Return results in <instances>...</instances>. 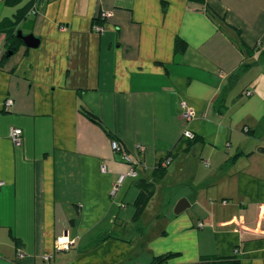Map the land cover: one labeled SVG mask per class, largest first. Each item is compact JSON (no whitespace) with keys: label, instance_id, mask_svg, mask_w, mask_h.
Masks as SVG:
<instances>
[{"label":"crops","instance_id":"obj_1","mask_svg":"<svg viewBox=\"0 0 264 264\" xmlns=\"http://www.w3.org/2000/svg\"><path fill=\"white\" fill-rule=\"evenodd\" d=\"M0 181V264H264V0H0Z\"/></svg>","mask_w":264,"mask_h":264},{"label":"built area","instance_id":"obj_2","mask_svg":"<svg viewBox=\"0 0 264 264\" xmlns=\"http://www.w3.org/2000/svg\"><path fill=\"white\" fill-rule=\"evenodd\" d=\"M109 15H111L110 12L101 11L98 14V16L96 17V19H104V18L108 17ZM61 28L63 29L65 27L62 26ZM92 29L95 32H102L103 26L98 25L97 22H94L92 25ZM246 94L248 95V94H250V92L246 91ZM11 103H12L11 99L8 98L5 100V106H9ZM180 106H181V114H182V117L185 119V121L191 122L192 120H194L196 114H195V110L193 109V107L191 105H189L187 102H181ZM242 130L244 132H247L248 128L245 126V127H243ZM21 135H22V131L20 128H15V127L10 128L9 137L14 144H20ZM193 136H194V134L189 128H185L182 131V137L185 139H192ZM110 146L115 153L121 154L122 158L127 160V162H132V161H130V159L125 154L122 153L119 142L116 139H111ZM127 176H130V177L136 176V172L134 170L132 163H131V167L126 172H122L118 175L116 182L113 184V186L111 188V195L114 196L116 194L118 187L121 185V183L124 181V179ZM1 184H2V182L0 181V185ZM202 225H203V222L198 223V226H202ZM72 244H73V240L71 238H68V236L66 234L65 235L61 234V235L57 236V238H56L55 249L58 251H67V250H69V248L71 247Z\"/></svg>","mask_w":264,"mask_h":264},{"label":"trees","instance_id":"obj_3","mask_svg":"<svg viewBox=\"0 0 264 264\" xmlns=\"http://www.w3.org/2000/svg\"><path fill=\"white\" fill-rule=\"evenodd\" d=\"M10 1V0H5ZM193 1H198L200 3H205V0H193ZM100 19H94L93 22H98ZM7 42H8V46H7V50H6V55L10 52L13 53L14 50L17 47V44H20V40L16 37V33H13L10 31V33L8 32V36L6 38ZM187 48V43L185 40H183L180 37H176L175 41H174V54L177 55H181L185 49ZM85 112L87 113V115L89 116L90 119H92L93 121L99 122V118L94 115L93 113H91L88 110H85ZM194 134V133H193ZM195 136H193L192 139H186V140H193ZM114 139V138H112ZM120 145V143H119ZM150 189H140L136 199H135V213L134 216H136L140 209L141 206L143 205V203L145 202L148 193H149ZM163 257H157L155 258L154 261H152L150 264H161ZM201 261H203V263L206 264H240V258H238L235 255H229V256H216V255H207V256H202L201 257Z\"/></svg>","mask_w":264,"mask_h":264},{"label":"rangeland","instance_id":"obj_4","mask_svg":"<svg viewBox=\"0 0 264 264\" xmlns=\"http://www.w3.org/2000/svg\"><path fill=\"white\" fill-rule=\"evenodd\" d=\"M246 90H244V92H245ZM262 142H263V140L262 139H260ZM261 142V143H262ZM180 189V188H179ZM178 200L179 199H177L176 200V196H173V197H171L170 198V200H169V203H168V213H170L172 216H175L176 214L174 213V207H175V205H176V203L178 202ZM188 210H191V209H188ZM187 210V211H188ZM186 211V212H187ZM151 214H153V213H151ZM148 215V214H147ZM159 222V221H158ZM148 225V224H147ZM146 225V226H147ZM158 226V225H157ZM152 227L148 232H149V234L150 235H155L156 233H158L159 232V229H158V227ZM139 232L140 231H137V234H136V232H134V230L132 231V233L131 232H129V237L130 238H134V240L132 241V243H134V244H137V245H139L140 246V244H145L146 246V248H152V247H155V238L154 237H150L149 235H145V236H142L141 238H140V235H139ZM131 233V234H130ZM140 247H142V246H140ZM141 257H145V252L144 253H142V255H141Z\"/></svg>","mask_w":264,"mask_h":264},{"label":"water","instance_id":"obj_5","mask_svg":"<svg viewBox=\"0 0 264 264\" xmlns=\"http://www.w3.org/2000/svg\"><path fill=\"white\" fill-rule=\"evenodd\" d=\"M17 36L21 38V40L23 41L26 47L33 48V47H37V45L39 44V39L36 38L33 34L23 35L21 34V31H18ZM10 54L11 53L9 52L8 55ZM188 205L189 204L186 199L184 198L180 199L174 207V213L179 214L180 212L185 210L188 207Z\"/></svg>","mask_w":264,"mask_h":264}]
</instances>
